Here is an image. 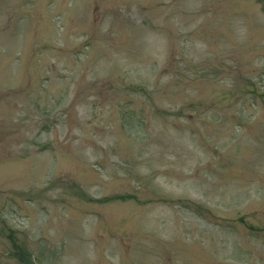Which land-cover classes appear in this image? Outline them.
Wrapping results in <instances>:
<instances>
[{
  "label": "rangeland",
  "instance_id": "rangeland-1",
  "mask_svg": "<svg viewBox=\"0 0 264 264\" xmlns=\"http://www.w3.org/2000/svg\"><path fill=\"white\" fill-rule=\"evenodd\" d=\"M0 264H264V0H0Z\"/></svg>",
  "mask_w": 264,
  "mask_h": 264
}]
</instances>
